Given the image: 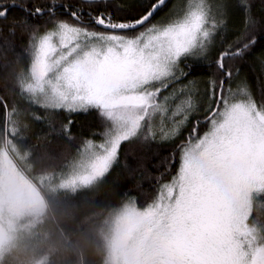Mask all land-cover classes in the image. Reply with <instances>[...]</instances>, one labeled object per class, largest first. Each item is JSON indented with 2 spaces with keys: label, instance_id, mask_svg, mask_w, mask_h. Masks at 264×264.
<instances>
[{
  "label": "snow or ice",
  "instance_id": "obj_1",
  "mask_svg": "<svg viewBox=\"0 0 264 264\" xmlns=\"http://www.w3.org/2000/svg\"><path fill=\"white\" fill-rule=\"evenodd\" d=\"M153 193L170 264H264V0H0V93ZM64 113L68 115L65 116Z\"/></svg>",
  "mask_w": 264,
  "mask_h": 264
},
{
  "label": "trees",
  "instance_id": "obj_2",
  "mask_svg": "<svg viewBox=\"0 0 264 264\" xmlns=\"http://www.w3.org/2000/svg\"><path fill=\"white\" fill-rule=\"evenodd\" d=\"M70 118L76 137L65 139L62 116L36 105L16 86L0 93V148L6 143L19 169L36 185L44 177L40 183L46 203V211L16 253L6 255L0 264H34L37 259L44 264H107L100 233L105 221L127 203L144 210L151 202L143 193L153 189L147 182L137 187L122 165L86 188L74 192L59 188L68 164L84 147L81 134L98 123L83 113Z\"/></svg>",
  "mask_w": 264,
  "mask_h": 264
},
{
  "label": "rangeland",
  "instance_id": "obj_3",
  "mask_svg": "<svg viewBox=\"0 0 264 264\" xmlns=\"http://www.w3.org/2000/svg\"><path fill=\"white\" fill-rule=\"evenodd\" d=\"M30 98L36 105L48 107L39 96ZM104 174L98 169L96 152L84 146L68 164L58 186L74 192L90 186ZM42 179L38 178V185L30 181L9 154L6 143L0 148V240L5 239L0 244V261L16 253L46 211ZM146 210L147 207L140 210L130 202L110 214L100 232L107 264H157L161 256L172 260L170 243ZM44 262L37 259L34 264Z\"/></svg>",
  "mask_w": 264,
  "mask_h": 264
},
{
  "label": "flooded vegetation",
  "instance_id": "obj_4",
  "mask_svg": "<svg viewBox=\"0 0 264 264\" xmlns=\"http://www.w3.org/2000/svg\"><path fill=\"white\" fill-rule=\"evenodd\" d=\"M171 260L161 256V260L157 264H170Z\"/></svg>",
  "mask_w": 264,
  "mask_h": 264
}]
</instances>
